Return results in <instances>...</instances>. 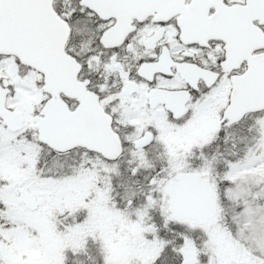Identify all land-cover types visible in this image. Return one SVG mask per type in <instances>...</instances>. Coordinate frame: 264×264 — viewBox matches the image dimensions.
<instances>
[{"label": "snow or ice", "instance_id": "snow-or-ice-1", "mask_svg": "<svg viewBox=\"0 0 264 264\" xmlns=\"http://www.w3.org/2000/svg\"><path fill=\"white\" fill-rule=\"evenodd\" d=\"M0 264H264V0H0Z\"/></svg>", "mask_w": 264, "mask_h": 264}]
</instances>
